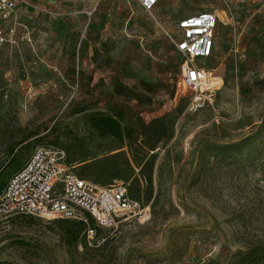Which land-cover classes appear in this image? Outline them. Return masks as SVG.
<instances>
[{"label": "rangeland", "instance_id": "1", "mask_svg": "<svg viewBox=\"0 0 264 264\" xmlns=\"http://www.w3.org/2000/svg\"><path fill=\"white\" fill-rule=\"evenodd\" d=\"M204 11L216 87L183 92L179 22ZM19 21L0 51V181L52 145L147 211L77 240L61 218L1 219L0 264H264V0H24Z\"/></svg>", "mask_w": 264, "mask_h": 264}, {"label": "built area", "instance_id": "2", "mask_svg": "<svg viewBox=\"0 0 264 264\" xmlns=\"http://www.w3.org/2000/svg\"><path fill=\"white\" fill-rule=\"evenodd\" d=\"M158 1L139 0L148 11ZM23 3L24 0H0V51L16 42ZM217 25V14L209 11L179 22L181 37L175 41V46L181 65L178 83L183 92L215 89L216 76L204 60L213 54ZM146 211L130 196L127 184L99 186L88 181L67 162L65 151L52 145L37 147L11 174L0 194V220L30 215L88 222L91 216L98 228L113 229L124 220L144 216Z\"/></svg>", "mask_w": 264, "mask_h": 264}, {"label": "trees", "instance_id": "3", "mask_svg": "<svg viewBox=\"0 0 264 264\" xmlns=\"http://www.w3.org/2000/svg\"><path fill=\"white\" fill-rule=\"evenodd\" d=\"M97 129L103 135L112 134V135H115L116 137L121 138V139L124 137L120 122L116 118H113V117H102V118H100V124L97 127ZM6 183L4 184L3 181H0V194H1L4 186L6 185ZM61 220L72 222L75 225L76 229L70 230V236H72L74 238V240H77L79 234L83 230H85V233H86V231H87V229H89V227H90V229H95V227L98 228L95 225V221L91 216H88V222H84L82 220H68V219H61ZM99 229H101V228H99Z\"/></svg>", "mask_w": 264, "mask_h": 264}]
</instances>
